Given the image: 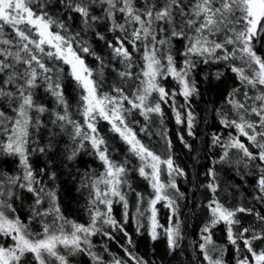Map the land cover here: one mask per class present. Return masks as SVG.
Returning <instances> with one entry per match:
<instances>
[{"label": "snow or ice", "instance_id": "obj_1", "mask_svg": "<svg viewBox=\"0 0 264 264\" xmlns=\"http://www.w3.org/2000/svg\"><path fill=\"white\" fill-rule=\"evenodd\" d=\"M257 45H264V0H0V156L14 158L19 166L15 175L0 172V264H70L78 254L88 255L92 264H105L92 250L91 238L100 234L113 239L104 230L108 226L132 244L123 226L129 221L123 189L132 190V170L152 189L144 210V196L136 193L137 232L147 213L150 238L157 240L162 229L169 250L179 246L178 206L169 190L183 196L175 177L185 173L171 155L162 158L139 133L150 136L152 117L163 123L162 105H168L176 123L186 124L188 135H194L192 111L181 110L199 95L193 76L198 64H222L238 82L224 97L227 111L214 109L219 124L236 135L211 137V145L222 151L206 173L211 197L198 244L202 264H225L226 249L212 238L218 225L235 249V264H264V52ZM222 76L217 70L215 79ZM169 79L175 82L172 89L163 83ZM65 81L74 86V104ZM177 97L184 103L178 105ZM137 115L145 122L139 131L134 127L140 124ZM43 132L48 141L41 146ZM116 140L127 153L123 160L113 156ZM60 141L64 167L84 153L102 168L81 181L88 193L87 223L69 220L62 212L55 160L42 168L30 160L36 153L55 154ZM167 143L170 148L171 141ZM133 161L138 162L134 169ZM217 164L250 169L246 175L255 177L251 206L229 207L220 201ZM24 193L32 198L27 216L16 206ZM160 202L171 211L166 228L157 218ZM114 204L123 207V224L112 214ZM245 216L252 220L246 223ZM125 254L128 259L113 257L110 264H147L127 248Z\"/></svg>", "mask_w": 264, "mask_h": 264}, {"label": "trees", "instance_id": "obj_2", "mask_svg": "<svg viewBox=\"0 0 264 264\" xmlns=\"http://www.w3.org/2000/svg\"><path fill=\"white\" fill-rule=\"evenodd\" d=\"M140 3L143 4L144 0H140ZM94 47L97 46L94 45ZM100 48H102V42L97 50L99 51ZM257 49L260 52H264V45H257ZM106 51L105 49L104 52ZM87 62L91 64L92 58L89 57ZM217 70L224 72V76L220 80L215 79ZM205 75L209 77L207 80L204 79ZM193 76L196 80L199 95L194 94L190 99V108L182 109L181 111H192L195 117L194 135H188L186 124L176 123L175 115L168 105H162L164 111L163 123H161L160 117L155 115L152 117L149 123L150 136L139 133L142 141L153 151L162 158H167L171 155L175 165L185 173L183 176L175 177L177 187L180 193H183V196L180 197L174 190H170V196L176 199L178 206L177 216L181 225L182 236L179 240V246L175 250H169L167 239L162 229H158L160 235L157 240L153 241L150 238L147 229V213L143 217H140V222L144 227L140 229L139 233L137 232V225L135 219H133L136 216L137 210L136 193H141L144 196V201L140 204L141 210H144L147 208L148 199L151 198L152 189L148 182L139 176L138 172L132 170L128 174V182L132 190H129L127 186L123 189L127 194L129 202V221L123 226L128 236L131 237L132 244H128V238L125 237L123 232L119 230L113 231L108 226H104V230L112 232L113 239L110 240L108 237L100 234L91 238L94 245L92 250L103 256L105 264H110L113 257L128 259L125 254L126 248L144 261H147V264H202L198 244L202 242L200 230L208 222L209 214L206 204L211 197V193L206 188L210 179L206 176V173L212 166V161L217 159L222 151L219 147L211 145V137L213 133L222 134L225 139H227L228 132L236 135L234 129L226 130L219 124V117L214 109L223 108L227 111L224 97L233 87L237 86L238 82L234 74L226 70L222 64H198ZM163 83L168 89L175 87V82L171 79ZM65 84L67 94L74 104L73 98L76 96V92L73 91L74 86L68 81H65ZM48 103L51 104L50 101ZM183 103V98L177 97V104ZM135 119L140 121V124L134 125L137 131H139V128L145 122L143 121V117L138 115ZM100 127L103 132L107 131L106 123L101 122ZM160 133H165L166 135L162 136ZM181 137H183V141H181ZM66 139L65 137L64 141ZM57 140H60V137H57ZM241 140L247 143L246 138L241 137ZM47 141V132H43L41 134L40 145L44 146ZM64 141H60L55 154L49 152L45 156L36 153L30 157V160L34 167L40 168L45 167L46 162L52 159L55 160L53 166L59 173V179L56 183L59 186L58 198L62 212L69 220L87 223L89 220L87 207L88 193L86 189L81 188V181L85 174L98 173L102 171V168L98 160L84 153H81L75 161L64 167L61 163V151L64 148ZM167 141H171L170 148ZM185 144L190 145V147H186ZM112 147L115 149L113 156L118 160H123L127 153L120 150L124 147L121 142L116 140L112 143ZM232 158L233 160L236 158L235 150L232 152ZM137 166V161H133V164L130 165L133 169ZM215 167L217 182L220 185L217 193L220 201L229 207L239 204L251 206L254 203L252 200L254 194L252 189L255 177L254 175H246L250 169H245L243 165L237 166L235 164L232 166L217 164ZM18 168V163L14 158L0 156V172L15 175L18 172ZM23 197V201L17 200L16 206L20 209L22 216H27L32 198L27 193H24ZM156 207L159 223L165 228L168 227L169 217L171 216L170 209L164 207L163 202L158 203ZM123 211L121 204L113 205L112 214L121 224H123ZM243 219L247 223L252 220V217L245 216ZM33 228L38 229L39 225L34 224ZM212 233L215 244L218 247L224 246L226 249L223 253L225 264H235V249L227 242L224 226L218 225L212 230ZM70 264H92V261L88 255L78 254L70 257ZM129 264H132V262L129 261Z\"/></svg>", "mask_w": 264, "mask_h": 264}, {"label": "rangeland", "instance_id": "obj_3", "mask_svg": "<svg viewBox=\"0 0 264 264\" xmlns=\"http://www.w3.org/2000/svg\"><path fill=\"white\" fill-rule=\"evenodd\" d=\"M162 178L165 179V181H166L167 180L166 174ZM169 195H170V190H169Z\"/></svg>", "mask_w": 264, "mask_h": 264}]
</instances>
